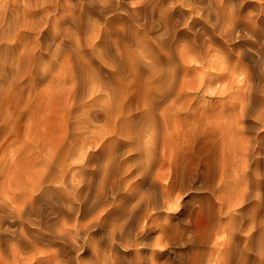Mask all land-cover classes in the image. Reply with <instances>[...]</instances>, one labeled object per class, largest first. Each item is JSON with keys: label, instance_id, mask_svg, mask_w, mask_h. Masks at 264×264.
<instances>
[{"label": "rangeland", "instance_id": "1", "mask_svg": "<svg viewBox=\"0 0 264 264\" xmlns=\"http://www.w3.org/2000/svg\"><path fill=\"white\" fill-rule=\"evenodd\" d=\"M3 1L6 5L2 7L3 14L6 12L5 8L9 13L6 12V17L10 15L12 21L9 22V18L6 21L4 28L8 31H4L8 33L0 34L2 40L5 37V42L0 39L1 51L11 53L6 55L2 51L4 56H7L4 60L0 51L2 56L0 70L3 69L2 66L8 69L2 70L7 77L0 71V77H5L3 80L7 78L0 82L2 87L0 90L3 89L2 93L0 92L2 94L0 95V103H2L0 159L8 161L6 163L3 160L7 168H18L16 169L18 172L16 171V176L13 174L3 184L1 175L0 189L2 188L3 192L9 190L6 198L10 201L15 198L18 191L30 186L35 169L45 168L61 174V181L54 185L66 187L68 184H75L78 189L83 190L88 200L87 210L83 214L70 212L68 207L58 209L54 214L52 212L48 215L49 218L47 217V224L50 227L48 230L42 227V231L40 225L30 224L29 229L33 232L35 241L33 244L24 243L19 263L22 261L20 264L23 262L24 264H64L66 261V264H264V144H262L264 120L257 121L253 115L250 117V113L243 118L250 129L242 128L244 134L252 138L256 135L260 137L258 141L260 145L255 144L252 150L245 176L243 166L239 165L240 154H234L236 149L233 152L232 148H235L233 142L236 138L231 135L229 127L231 125L227 126L231 122L228 120L234 118L233 115L230 118L228 112L231 111L228 98L230 100L231 95L234 94V88L231 89L232 92L230 91L232 94L226 90L225 94L223 90L220 93V87H217L219 84L216 85L217 81L214 79L217 78L218 82H221L219 86L224 87L226 80L223 77L218 78V70L211 71L216 78L209 75L210 79L212 78L211 85L215 87L210 85L204 88L201 86L202 73H199L203 71L204 60L201 62L200 58L198 60L196 58L185 64L181 59L182 54L185 55L195 47L191 37L197 31L203 32L209 24L207 11L214 7L215 0H102V6L100 3L95 7L92 6L93 2L88 1L85 14L77 26L69 20V6L65 0H59L52 7L51 12L46 14L49 15V19L45 17L46 15H40L33 10L32 16L28 15L32 20L27 22V24L33 22L32 26L26 25L22 20L19 21L16 16L12 15L16 21L18 20L17 23L11 19L13 17L10 12L15 13L17 4H23L24 0H13L16 3L18 1L15 5L12 0ZM244 1L248 4H245L242 12L238 14L240 16L238 28L240 27V33H243L244 37L236 39L235 43L240 44L238 46L241 48L244 46L243 52L247 54L242 52L241 59L234 58V60H239L240 64H244L243 66L252 67L256 65L255 60H257L255 58L257 55L253 52L256 50L253 49L256 42L245 26L248 25L253 6L250 0ZM13 5L15 8H12ZM190 5L194 8L192 12L188 9ZM166 9L171 11L170 21L168 19L167 22L161 16ZM184 10H187V14L191 12L190 20L194 18L191 27H185L186 25L181 23ZM33 16L38 23L37 17L44 21L43 29H40L43 23L41 24L40 21L39 27L36 20L33 21L35 18ZM52 17L57 18L56 21ZM54 21L53 25L56 28L51 27ZM59 21L64 23L60 24ZM164 22L166 23L163 24ZM260 26L262 30L264 25L260 23ZM19 27H21L19 32H26L27 36L18 32ZM13 28L14 30L17 28V35L12 32ZM54 29L57 32L53 33ZM9 30L13 33L10 36H8ZM174 30L178 32L174 33ZM14 35H21L20 39L11 37ZM45 36H51V39L46 37L48 40H45ZM6 37L10 39L6 40ZM30 37L32 39L35 37V40H31ZM217 40L219 43L215 46L218 48L215 47L213 49L215 51L211 53L219 58L223 54L228 57L224 51L227 50L228 42L230 46L233 41L222 38ZM263 40L264 30L261 32L259 43L261 47L264 46ZM16 42H18L17 46L21 45L20 49L15 46ZM22 42L24 44L36 42L38 49L36 43H31L28 44L27 50L23 51L27 44L22 47ZM2 44L7 47H3ZM220 44L222 51L219 49ZM33 45L35 50L30 49ZM13 46L19 53L26 52L25 55L29 54V49L32 50L30 54L33 59L31 60L30 54L23 58V54L17 53ZM16 53L21 58L16 56ZM250 53L251 55H248ZM10 56L12 60L14 59V63L11 62ZM234 56L239 57L237 52ZM252 56H255V59ZM19 59L23 60L22 64H20L21 60L15 62ZM167 61L169 65L171 64L172 71L178 70L176 74L180 77L184 75L190 88L186 85L185 91H181L179 98L171 94L167 100L149 108L146 101L151 94L149 82L154 73L149 67ZM153 77L157 78V76ZM3 84L7 89L2 86ZM111 100L113 105L109 103ZM117 105L126 110L125 116L129 118L126 119L129 120L126 124L127 129L141 134L144 142L149 143L144 150L130 149V141L124 136L104 134L105 113L110 107L114 108ZM216 113L219 116L226 114L218 117L215 116ZM227 116L229 118L226 121ZM259 128L262 129L260 132ZM83 145L85 146L82 149L83 155L82 153L78 155L77 152H81V149L75 151V148ZM62 157L66 158L65 163L70 165H64V171L61 173V166L58 163L63 159ZM54 158L58 160H52ZM75 162L76 164H73ZM248 176L251 179L248 183L250 187L247 188L249 197L241 204L240 199L234 201V192L246 187ZM65 179L70 181L66 182ZM96 199L103 201L96 203ZM102 202L110 203L105 206ZM132 207L136 210H132ZM57 212L61 213V216ZM147 214L152 217L146 218ZM6 223V227L9 228L7 230L5 226L3 227L1 248H6L12 259L11 247L17 245L15 241L20 235L17 231L20 222L10 216ZM113 237L116 241L114 247H111L109 241ZM128 242L132 245L126 244ZM57 252L60 255L57 256Z\"/></svg>", "mask_w": 264, "mask_h": 264}, {"label": "bare ground", "instance_id": "2", "mask_svg": "<svg viewBox=\"0 0 264 264\" xmlns=\"http://www.w3.org/2000/svg\"><path fill=\"white\" fill-rule=\"evenodd\" d=\"M8 1H11V0H8ZM20 1V0H19ZM22 1V0H21ZM67 3H68V6H69V20L70 21H72L74 24H76V26L78 25V23L80 24V20L83 18V16H84V14H85V11H86V4H87V2L88 1H90V2H93V7H95V5L97 6V4H100L101 2H102V0H65ZM108 1V0H107ZM241 2H237L236 0L234 1V0H215V4H214V7H212V8H210L211 10H208L207 11V21L209 22V24H207V26L204 28L205 30L203 31V32H199L198 33V31L197 32H195V34L191 37V39H192V41H193V43L195 44V47L192 49V50H190L189 52H186V54L184 55V54H182L181 55V59H182V62H184L185 64L188 62V61H190V60H193V59H196L197 58V60L199 59L202 63V69H203V71L202 72H199V73H202L200 76H202V79H201V86H203L204 88H206V87H209L210 85H211V79H210V77H209V75H212L211 74V71L212 70H218V78H222L223 77V79H225L226 80V82L224 83V85H225V87L224 86H219L220 85V83L218 82V80H217V78L216 77H214V73H213V75L211 76V77H214V78H216V79H214V80H216L217 81V83H216V85H218L217 87L219 88L220 87V89H219V91H220V93H222L221 92V90H223V92L226 90L227 92H230L231 91V89L232 88H234L233 90H235V92H234V94H232L231 92V98H230V100H229V98H228V101L230 102V103H228V105H230L229 107H231V111H228L229 112V116H230V118H232V117H234V118H232V119H229L228 120V116L226 117L227 119H226V121L228 120V121H230L231 120V122L230 123H228V125L227 126H229V125H231V126H229L230 128H231V135H233L236 139V141L235 142H233L234 143V146H235V148L234 147H232L233 148V152H234V149H236V152H234V154L235 153H239L240 154V157H239V159H240V166H243V170H244V174H245V176H247V173H246V171H247V167H249V162H250V156H251V153H252V150H253V148L258 144V145H260V142H258L259 141V138L257 137V135L255 136V138H252L251 136H247V135H245L244 133H245V131L243 132V129L242 128H245V127H247L248 128V126L245 124V120L243 119V118H245V116H248L249 115V113H250V117H251V115H253L254 116V118H256V120L257 121H259V120H261L262 119V121L264 120V46L263 47H261V45H259V43L261 42V32H262V30H264V28L261 30L260 29V23H262L263 25H264V0H250V4H252V6H253V9L250 11L251 12V15H250V18H248V25H246L245 26V28L248 30V32L254 37V40H255V42H256V44H257V46H255L256 44H254L253 45V49L255 48L256 50H254L253 52H255V54L257 55V57H255L257 60H259L258 62H257V60H255L256 61V65H252V67H249V66H243L244 64L242 63V64H240L239 63V60L241 59L240 57H241V53L244 51V46H243V48H241L240 46H238V45H240V44H238L237 45V43H235V40L236 39H240V38H243L244 37V34L243 33H240V27L238 28V21H239V19H240V16L238 15V14H240V12H242L241 10L245 7V4H248V2H245L244 0H240ZM3 2V3H2ZM11 2H15V1H11ZM59 2V0H24V3L23 4H17L18 3V1H17V3L15 2L14 3V5L15 4H17V6H18V8L16 9L15 7H14V5H13V7L12 8H15V13H11V12H13V11H11V9H9V11H11L10 12V14H11V16L13 15V16H16L17 17V19L20 21V20H22V22H26V25H29L30 23H28L27 24V22L29 21L30 22V19L32 20V15H31V12L33 11V10H35V11H37L40 15L42 14V15H46V14H49L50 12H51V10L53 9L52 7L54 6V5H56L57 3ZM209 2H212V1H209ZM227 2H228V4H227ZM95 3V4H94ZM103 3V2H102ZM102 3H101V6H102ZM106 3V2H105ZM213 3H214V1H213ZM11 4V3H10ZM10 4H9V6H10ZM64 4V3H63ZM195 5V4H194ZM6 5H5V3H4V1L3 0H0V34L1 33H3L4 34V32H7L8 30L7 29H5L4 27H5V25H6V21H7V19L9 18V16L8 17H6V12H7V10H5V8H4V11H6L5 12V14H3L4 12H3V8L2 7H5ZM8 6V7H9ZM104 6V5H103ZM23 7V8H22ZM76 7H78V8H76ZM207 7V6H206ZM211 7V6H210ZM76 8V9H75ZM63 9V8H62ZM66 9V8H65ZM78 9V10H77ZM191 12L192 11H194V8L192 7V5H190V7L188 8ZM57 10H58V8H57ZM34 12V11H33ZM68 12V11H67ZM79 12V13H78ZM191 12L189 13V14H187L188 12H187V10H184L183 11V13H182V15H181V23L184 25H186L185 27H191V26H193V23H192V20H193V22H194V18H192L191 20L189 19V18H191L192 16L190 15L191 14ZM239 12V13H238ZM8 13V12H7ZM36 14V12H35V14L36 15H39V14ZM248 13V12H247ZM9 14V13H8ZM7 14V15H8ZM60 14H62L61 12H60ZM59 14V15H60ZM28 15H31L30 16V18H29V16ZM58 15V14H57ZM66 15H68V13L66 14ZM65 15V16H66ZM12 16V17H13ZM48 16L49 15H46L45 17H47L48 18ZM63 16V15H62ZM62 16H59V17H62ZM163 18V20H168L169 18H170V16H171V11H169L168 9H166L165 11L163 10V12H162V15H161ZM15 17V18H16ZM28 17V18H27ZM35 16H33V18H34ZM43 17V16H42ZM57 17V16H56ZM53 18V17H52ZM52 18H50V19H52ZM58 18V17H57ZM56 18V19H57ZM64 18V17H63ZM67 18V17H66ZM180 18V17H179ZM11 19H14V17L13 18H11ZM37 19L39 20V23H40V21H41V19H39L38 17H37ZM49 19V18H48ZM55 21H56V19H55V17L53 18ZM52 19V20H53ZM62 19V18H61ZM61 19H59V20H61ZM65 19V18H64ZM63 19V20H64ZM241 19H243V16H242V18ZM15 20V19H14ZM18 20L15 22V23H17L18 22ZM36 20V17L33 19V21H35ZM52 20H50V21H52ZM62 20V21H63ZM205 20V19H204ZM12 21V20H11ZM10 21V18H9V22H11ZM49 21V20H48ZM55 21L52 23V28H56V27H54V23H55ZM67 21V20H66ZM65 21V22H66ZM161 21V20H160ZM169 21H170V19H169ZM207 21H204V22H207ZM242 21V20H241ZM36 23H38V21L36 20L35 21ZM35 22H34V25H33V27L35 26ZM44 22V21H43ZM42 21H41V24L43 23ZM47 22V21H46ZM60 22V21H59ZM58 22V23H59ZM68 22V21H67ZM66 22V23H67ZM167 22V21H166ZM166 22H164L163 24H165ZM172 22V21H171ZM33 23V22H32ZM32 23L29 25V26H32ZM38 23V25H39V27L41 26V24H39ZM49 23V22H48ZM51 23V22H50ZM64 23V22H63ZM63 23H61L60 22V24H63ZM22 26H23V24L22 23H20ZM168 24V23H167ZM166 24V25H167ZM175 24V23H174ZM204 24H206V23H204ZM240 24V23H239ZM37 25V24H36ZM37 25V26H38ZM43 25H45V23H43L42 24V26ZM172 25V24H171ZM7 26H9V25H7ZM18 26H20L19 25V23H18ZM21 26V27H22ZM36 26V27H37ZM41 26V27H42ZM10 27V26H9ZM16 27V26H15ZM21 27H19L18 28V32L19 31H21ZM26 27V26H25ZM33 27H31V28H33ZM40 27V29H43L44 28V26L41 28ZM47 27V26H46ZM45 27V28H46ZM49 27V26H48ZM68 27V26H67ZM167 27L168 26H166V29H167ZM11 28V27H10ZM29 28V27H28ZM203 28V27H202ZM262 28V27H261ZM9 29V28H8ZM22 29L23 30H25L23 27H22ZM27 29V28H26ZM30 29V28H29ZM34 29H35V27H34ZM34 29H32V30H34ZM200 29V28H199ZM4 30H7V31H4ZM10 30H12V29H10ZM9 30V35L8 36H10V34H13V33H11V31ZM22 30V31H23ZM31 30V29H30ZM37 31H40V30H38V29H36ZM82 30V29H81ZM169 30V29H168ZM16 31H17V28L14 30V28H13V31L12 32H15L14 34H16ZM202 31V30H201ZM46 32V31H45ZM49 32V31H48ZM47 32V35H49V33H51V32H49L48 33ZM54 32H57V31H55V29L53 30V33ZM168 31H166V33H167ZM169 32H170V30H169ZM172 32V31H171ZM177 33L178 32V30H174V33ZM243 32H245V31H243ZM8 33V32H7ZM20 34L22 33V32H19ZM24 33V32H23ZM22 33V34H23ZM26 33V32H25ZM24 33V34H25ZM36 33H38V32H36ZM72 33V32H71ZM18 34V33H17ZM16 34V35H17ZM27 34V33H26ZM25 34V36H27ZM30 34V33H29ZM46 33H44V35H45ZM56 34V33H55ZM164 34V33H163ZM41 35V34H40ZM66 35H68V34H66ZM65 35V36H66ZM172 34H170V36H171ZM174 35V34H173ZM4 36V35H3ZM2 36V37H3ZM6 36H7V34H6ZM21 36V35H20ZM20 36L18 35V36H11V37H18L19 39H20ZM38 36V35H37ZM166 36V35H165ZM0 37H1V35H0ZM33 37V36H32ZM46 37H48V36H45V40L47 39ZM50 37V39H51V36H49ZM48 37V38H49ZM64 37V36H63ZM250 37V36H249ZM4 38L5 37H3V40H2V38H0L2 41H4L5 42V40H4ZM7 38L8 37H6V40H7ZM22 38V37H21ZM26 38V37H25ZM53 38V37H52ZM167 38H168V36H167ZM218 38H222V39H224V40H231V41H233L232 43H231V45L230 46H228L229 45V42H228V45H227V50L226 51H224V53H227V55H228V57H226L224 54V56L222 55V57H217V56H214L211 52L213 51V49L216 47L215 45L216 44H218L219 43V41L217 40ZM8 39H10V38H8ZM18 39V40H19ZM26 39H28V38H26ZM30 39L31 40H35V37L32 39L31 37H30ZM29 39V40H30ZM39 39V38H38ZM168 39H170V38H168ZM17 40V39H16ZM17 40V41H18ZM48 40V39H47ZM223 40V41H224ZM28 41V40H27ZM80 41V40H79ZM264 41V40H263ZM1 42V41H0ZM15 42V41H14ZM221 42V41H220ZM237 42V41H236ZM23 43V42H22ZM21 43V44H22ZM31 43H33V44H35L36 42H28V44L29 45H31ZM50 43V42H49ZM226 43V42H225ZM5 44V43H4ZM17 44H18V42H16V45L15 46H17ZM25 44H27V42L25 43ZM24 43H23V45H22V47L25 45ZM28 44L26 45V47L25 48H23V51H24V49H26L27 50V46H28ZM193 44V45H194ZM40 45V44H39ZM51 45V44H50ZM244 45V44H243ZM2 46L3 47H7V46H4L3 44H2ZM41 46H43V44L41 45ZM224 46V45H223ZM255 46V47H254ZM14 47V46H13ZM18 48L19 47H21V45L20 46H17ZM30 47V46H29ZM34 49H33V48ZM30 49H32V50H35L36 48H37V43H36V48H35V46L33 45ZM39 47V46H38ZM44 47H45V45H44ZM239 47V48H238ZM12 48V47H11ZM10 48V49H11ZM15 48V47H14ZM43 48V47H42ZM46 48V47H45ZM48 48H49V46H48ZM48 48H47V50H48ZM216 48H218V47H216ZM246 48V47H245ZM9 49V48H8ZM9 49V50H10ZM17 48H15V50H16ZM20 49V48H19ZM30 49H29V54H30V52H33L32 50L30 51ZM38 49V48H37ZM41 49V48H40ZM39 49V50H40ZM219 49L222 51V48H221V44H220V47H219ZM247 49H248V47H247ZM246 49V50H247ZM8 50V51H9ZM188 50V49H187ZM0 51H1V49H0ZM3 51V50H2ZM1 51V54L3 53V52H5V50L2 52ZM17 51V50H16ZM22 51V53H19L18 51H17V53H19V54H23V58H25V56L27 55H25L24 53H26V52H23ZM37 51V50H36ZM215 51V50H214ZM213 51V52H214ZM218 51V50H217ZM11 52V51H10ZM236 52H237V56H239L238 58L237 57H235L234 55H236ZM6 53V52H5ZM7 53H9V52H7ZM7 53H6V55H7ZM16 53V56L18 55V57L19 58H21L20 57V55L19 54H17ZM218 53H220V52H218ZM249 53V52H248ZM11 53H9V55H10ZM28 54V55H29ZM222 54V53H221ZM243 54H247V52L245 53V52H243ZM242 54V55H243ZM4 56V53H3V57L4 58H2V56H0V59L2 58V59H7V56ZM27 55V56H28ZM31 55V60L33 59V57H32V54H30ZM37 55V54H36ZM248 55H251V53L250 54H248ZM247 55V56H248ZM11 56H13V55H11ZM10 56V57H11ZM16 56H14V57H16ZM219 56H221L220 54H219ZM246 56V57H247ZM13 57V58H14ZM34 57H36L35 55H34ZM243 57H244V55H243ZM253 57V56H252ZM253 57V59H255ZM22 58V59H23ZM28 59L30 58V56L29 57H27ZM234 58H236V59H239L238 61L237 60H234ZM16 59V58H15ZM38 59V58H37ZM243 59H245V57L243 58ZM242 59V60H243ZM252 59V58H251ZM250 59V60H251ZM261 59V60H260ZM4 60H2L3 62H6V61H4ZM14 60V59H13ZM12 60V57H11V62L12 63H14V61ZM21 59H19V60H15V62L16 61H20ZM35 60V59H34ZM171 60V59H170ZM2 61H1V65H2ZM8 61H10V60H8ZM29 62H30V60H28ZM172 61V60H171ZM254 61V62H255ZM37 62V61H36ZM181 62V63H182ZM199 62V61H198ZM253 62V61H252ZM17 63V62H16ZM15 63V64H16ZM23 63V60H21L20 61V64H22ZM38 63V62H37ZM184 63H182V64H184ZM4 64V63H3ZM5 64H7V62L5 63ZM10 64V63H9ZM19 64V63H18ZM31 64V63H30ZM35 64V63H34ZM153 64V63H152ZM181 64V65H182ZM199 64V63H198ZM201 64H199V65H201ZM36 65V64H35ZM38 65V64H37ZM176 65V64H175ZM178 65V64H177ZM198 65V66H199ZM8 66V65H7ZM12 66V65H11ZM159 66V67H158ZM34 67V66H33ZM40 67V66H39ZM174 67H176V66H174ZM1 68H3L4 70H8V69H6V68H4V66H2ZM17 68V67H16ZM23 67H22V65H21V69H22ZM170 68H172L171 67V64L169 65V62L167 61V62H164V64H157V63H155V64H153V65H150V67H149V69L152 71V72H154L152 75L153 76H157V78L155 79L153 76H151L150 77V82H149V84H151V85H149V89L151 90V94L148 96V98H147V101H146V104H148L147 106L149 107V108H152V107H155V106H157V105H159L160 104V101H165V100H167L169 97H171V94H174V95H176V96H174L175 98H179L180 97V93H181V91L182 90H184L185 91V88H186V85L188 84V83H186V79L184 78V75L183 76H179V74H176L177 72H178V70H171ZM176 68H178V67H176ZM2 69V70H3ZM43 69V68H42ZM200 69V68H199ZM2 70H0V71H2ZM10 70V69H9ZM23 70H25V67H24V69ZM29 70V69H28ZM37 70V69H36ZM40 70V69H39ZM160 71L159 73L158 72H156V71ZM198 70V69H197ZM201 70V69H200ZM199 70V71H200ZM5 71V72H6ZM34 71V70H33ZM46 71V70H45ZM9 72V71H8ZM8 72H7V74H8ZM18 72H19V70H18ZM29 72V71H28ZM2 73H4V71H2ZM16 73V72H15ZM180 73V72H179ZM5 74V73H4ZM18 74V73H17ZM38 74V73H37ZM45 74V73H44ZM216 74V73H215ZM3 75V74H2ZM34 75V74H33ZM199 75V74H198ZM4 76V75H3ZM5 76H6V74H5ZM207 76V77H206ZM216 76V75H215ZM2 77V76H1ZM0 77V78H1ZM7 77V76H6ZM180 77V78H179ZM186 77V76H185ZM224 77H226V78H224ZM3 78H5V77H2V81H0V82H3V81H5L6 79H4L3 80ZM16 78H17V76H16ZM38 78V77H37ZM13 79H15V78H13ZM223 79H221V80H223ZM1 80V79H0ZM188 81H190V80H188ZM199 82V81H198ZM213 82H215V81H213ZM212 82V83H213ZM1 84V83H0ZM191 84V83H190ZM193 84V83H192ZM11 85V84H10ZM221 85H223V83L221 84ZM2 86H4L5 87V85L3 84ZM7 86V85H6ZM189 88H190V86L189 85H187ZM197 86H199L198 84H197ZM212 86H214L213 84L210 86V87H212ZM18 87V86H17ZM193 87V86H192ZM215 87V86H214ZM213 87V88H214ZM223 87V88H222ZM0 88H2V87H0ZM6 88V87H5ZM4 88V89H5ZM194 88V87H193ZM198 88V87H197ZM217 88V89H218ZM7 89V88H6ZM202 89V88H201ZM1 90H3V89H1ZM1 90H0V92H1ZM198 90V89H197ZM216 90V89H215ZM229 90V91H228ZM213 91H214V89H213ZM213 91H212V93H213ZM225 91V92H226ZM183 92V91H182ZM204 92V91H203ZM206 92V91H205ZM208 92V91H207ZM225 92H224V94H225ZM2 93V92H1ZM0 93V95L2 96V94ZM4 93V92H3ZM6 93V92H5ZM216 93H218V91L216 92ZM229 93V94H230ZM201 94V93H200ZM209 94V93H208ZM4 95V97H5V94H3ZM204 95V94H203ZM212 95H215V94H212ZM221 95H223V94H221ZM0 96V97H1ZM199 96V95H198ZM209 96V95H208ZM3 97V98H4ZM202 97V96H201ZM212 97V96H211ZM217 97V96H216ZM228 97V96H227ZM230 97V96H229ZM2 98V100H4ZM174 98V99H175ZM1 99V98H0ZM201 99V98H200ZM216 99V98H215ZM170 100V99H169ZM177 100H179V99H177ZM176 100V102H178ZM221 100V99H220ZM1 101V100H0ZM174 101V100H173ZM210 101H211V99H210ZM209 101V102H210ZM2 102H4V101H2ZM212 102H214V101H212ZM5 103V102H4ZM111 105H113V100H111V102H109ZM211 103V102H210ZM214 103H216V102H214ZM213 103V104H214ZM225 103H226V101H225ZM1 104L2 103H0V107H1ZM228 105H227V107H228ZM3 106L4 105H2V108H3ZM107 106H108V104H107ZM4 109V108H3ZM121 107L120 106H116V107H114V108H112V107H110V109L108 110V111H106V113H105V126H104V134H109V135H111V134H118V135H120V136H124L128 141H130V143H129V146H130V149H132V150H138V151H142V150H144L146 147H148L149 145V143L148 142H144V140H143V138H142V135L141 134H139V133H135V132H133V130L132 129H127V127H126V124L127 123H129V120H126V119H129L128 117H126L125 115V112H126V110L123 108V109H121ZM5 110V109H4ZM2 110H0V112H1ZM3 112H5V111H3ZM230 112H232L231 114H230ZM2 113H0V115H1ZM224 115L226 114V113H223ZM223 114H220V116L221 115H223ZM4 115V114H3ZM223 115V116H224ZM231 115H233L232 117H231ZM2 116V115H1ZM0 116V117H1ZM5 116V115H4ZM4 116H3V120H4ZM215 116H218V117H220L219 116V114H215ZM216 118V117H215ZM222 118V117H221ZM0 120H2V119H0ZM244 120V121H243ZM253 120V119H252ZM210 121V120H209ZM210 123V122H209ZM208 123V124H209ZM212 123V122H211ZM244 123V124H243ZM248 123V122H247ZM262 123V122H261ZM203 124V123H202ZM257 124V123H256ZM210 125V124H209ZM215 125V124H214ZM225 125V124H224ZM246 125V126H245ZM261 125H263V124H261ZM226 126V125H225ZM227 126H226V128H227ZM250 126V125H249ZM214 127V126H213ZM257 127H259V126H257ZM262 127H264V126H262ZM226 128H224L225 129V131H227V129ZM229 128V129H230ZM252 128V127H251ZM261 128V127H260ZM259 128V132H260V130H262V129H260ZM249 129V128H248ZM253 129H255V128H253ZM253 129H251V130H253ZM257 129V128H256ZM210 130V129H209ZM219 130V129H218ZM250 130V129H249ZM256 131H258V130H256ZM263 132V131H262ZM217 134V133H216ZM264 134V133H263ZM232 136V137H233ZM264 136V135H263ZM229 137V136H228ZM222 138V137H221ZM231 141V140H230ZM224 142V141H223ZM256 144V145H255ZM262 144H264V142L262 143ZM85 145V144H84ZM82 146V147H80V148H75V151L76 150H80L81 149V152H77L78 153V155L80 154V153H82V155H83V152H82V149H84V147L85 146ZM152 145H153V142H152ZM158 145V144H157ZM154 147V146H153ZM258 148V147H257ZM232 150V149H231ZM256 150V149H255ZM85 151V150H84ZM148 151V150H147ZM76 153V152H75ZM144 153H145V151H144ZM231 153V152H230ZM238 154V155H239ZM81 155V154H80ZM65 156V155H64ZM71 157V156H70ZM76 157H78V156H76ZM111 157V156H110ZM252 157V156H251ZM53 158V157H52ZM58 158H59V155H58ZM63 158V157H62ZM81 158V157H80ZM147 158V157H146ZM146 158H144V159H146ZM230 158V157H229ZM76 159V158H75ZM110 159V158H109ZM3 160H5V159H3V158H1L0 159V177H1V175L3 176V182H2V184L4 183V182H7L8 180H9V178H10V176H12L13 174H15L16 173V169H18V168H16V169H11V167L10 168H7L6 166H5V164H3L5 161H3ZM52 160H55V158L54 159H52ZM58 159H56L55 161H57ZM64 160V161H63ZM116 160V159H115ZM143 160V159H142ZM54 161V162H55ZM74 161V160H73ZM76 161V160H75ZM145 161V160H144ZM166 161V160H165ZM239 161V160H238ZM8 161H6V163H7ZM66 162V158L64 159H62L58 164H60V166H61V168H60V172L62 173L63 171H64V169H63V166L64 165H67L68 166V164H66L65 163ZM111 162V161H110ZM118 162V161H117ZM122 162H124V161H122ZM209 162V161H208ZM52 163V162H51ZM70 163H72V162H70ZM151 163H153V162H151ZM258 163H259V161H258ZM264 163V162H263ZM52 164H54V163H52ZM73 164H76V162L75 163H73ZM140 164H141V161H140ZM146 164H148V163H146ZM237 164V163H236ZM8 165V164H7ZM70 165V164H69ZM72 165V164H71ZM108 165V164H107ZM116 165V164H115ZM144 165V164H143ZM161 165V164H160ZM53 166H55V165H53ZM73 166V165H72ZM119 166V165H118ZM127 166V165H126ZM126 166H125V170L127 169L126 168ZM136 166H137V164H136ZM135 166V167H136ZM141 166V165H140ZM240 166H238V167H240ZM115 167H117V166H115ZM121 167H123L122 165H121ZM144 167H145V165H144ZM208 167H209V165H208ZM211 167V166H210ZM5 168H6V170H5ZM52 168V167H51ZM141 168V167H140ZM148 168V167H147ZM113 169V168H112ZM120 170H121V168H119ZM118 169V170H119ZM137 169V168H136ZM151 169V168H150ZM237 169V168H236ZM241 169V170H242ZM56 170H57V168H56ZM95 170V169H94ZM124 170V171H125ZM156 170V169H155ZM178 170V169H177ZM210 169H208V171H209ZM224 170V169H223ZM5 171V172H4ZM55 171V170H54ZM54 171H52V170H50V171H48L47 169H45V168H38V169H35V171H33V178H32V181L31 180H29V183H30V181H31V184H30V186L27 188V189H23V190H20V191H18L16 194H15V198H13V199H11L10 201L9 200H7V198H6V194L9 192V190L8 189H6L4 192L2 191V188L0 189V264H20L19 263V257H20V255H22V254H20L21 253V251H22V246H24L25 244H33L34 243V241L35 240H33V232L31 231V229H29V225L30 224H35V225H40V227L42 228V227H44L45 228V230H48L50 227H49V224H47V222H48V219H47V217H48V215H50L52 212V214H54V212L55 211H57L58 209H60L61 210V208H65V207H68V211H70V212H73V213H79V212H82V214H83V212H85L86 210H87V207H88V205H87V203H88V200L86 199V196H84V192H83V190L82 189H78V186L77 185H75V184H68L66 187H63V186H56V185H54V183H57L58 181H61V174H58V172L56 171V172H54ZM105 171V170H104ZM111 171V170H110ZM127 171V170H126ZM144 171H145V169H144ZM146 171H147V169H146ZM18 172V171H17ZM74 172V171H73ZM108 172V171H107ZM112 172V171H111ZM110 172V173H111ZM116 172V171H115ZM120 172V171H119ZM118 172V173H119ZM122 172V171H121ZM128 172V171H127ZM126 172V173H127ZM159 172V171H158ZM105 173V172H104ZM113 173V172H112ZM123 173V172H122ZM130 173V172H129ZM156 173V172H155ZM209 173V172H208ZM223 173V172H222ZM67 174V173H66ZM138 174V173H137ZM80 175V174H79ZM120 175V174H119ZM125 175V174H124ZM15 176H16V174H15ZM65 176V175H64ZM63 176V177H64ZM113 176V175H112ZM133 176H134V174H133ZM232 176V175H231ZM70 177V176H69ZM91 177V176H90ZM145 177V176H144ZM230 177V176H229ZM238 177V176H237ZM30 178V177H29ZM131 178H132V175H131ZM154 178V177H153ZM213 178V177H212ZM225 178V177H224ZM63 179V178H62ZM67 179V178H66ZM65 179V180H66ZM90 179V178H89ZM88 179V180H89ZM100 179H101V177H100ZM105 179V178H104ZM119 179V178H118ZM128 180H131L130 178H127ZM133 179V178H132ZM244 179V178H243ZM247 183H246V187H244V188H241V189H239V190H237L236 192H234V201H235V199H240V203L242 204L243 202H245V199H248V197H249V193H247L248 191H247V188H248V186L250 185V184H248L249 182H251V179H250V177L248 176L247 177ZM64 180V181H65ZM69 180V179H68ZM68 180H66V182H69ZM78 180V179H77ZM88 180H86V181H88ZM91 180H92V177H91ZM107 180V179H106ZM123 180H125V179H122V181ZM211 180V179H210ZM90 181V180H89ZM96 181V180H95ZM126 181V180H125ZM1 182V181H0ZM99 182H101V180L99 181ZM105 181L103 180V183H104ZM65 183V182H64ZM76 183V182H75ZM91 183V182H90ZM115 183V182H114ZM127 183V182H126ZM125 183V184H126ZM1 184V185H2ZM63 184V183H62ZM77 184V183H76ZM98 184V183H97ZM96 184V185H97ZM113 184V183H112ZM118 184H119V182H118ZM124 184V183H123ZM235 184V183H234ZM243 184V183H242ZM241 184V185H242ZM252 184V183H251ZM58 185V184H57ZM60 185H61V182H60ZM79 185V184H78ZM80 185H81V182H80ZM91 185V184H90ZM89 185V186H90ZM103 185H105V183L103 184ZM117 185V184H116ZM166 185V184H165ZM164 185V186H165ZM87 186V185H86ZM102 186V185H101ZM5 187V186H4ZM69 187H70V189H69ZM97 187V186H96ZM105 187V186H104ZM110 187V186H109ZM250 187V186H249ZM86 188V187H85ZM110 188H112V187H110ZM234 188V187H233ZM235 188H236V186H235ZM19 189V188H18ZM121 189V188H120ZM4 190V189H3ZM89 190H90V188H89ZM95 190V189H94ZM97 190V189H96ZM112 190V189H111ZM110 190V191H111ZM234 190V189H233ZM236 190V189H235ZM85 191V190H84ZM88 191V190H87ZM113 191V190H112ZM116 191V190H115ZM120 191V190H119ZM129 191V190H128ZM251 191V190H250ZM91 192V191H90ZM89 192V193H90ZM104 192V191H103ZM105 192H106V189H105ZM94 193L96 194V192L94 191ZM100 193H101V191H100ZM125 193H127V192H125ZM131 193V192H130ZM251 193V192H250ZM104 194V193H103ZM86 195V194H85ZM94 195V194H93ZM97 195H98V193H97ZM138 195H140V194H138ZM149 195V194H148ZM99 196V195H98ZM97 196V197H98ZM106 196V195H105ZM135 196V195H134ZM167 196V195H166ZM95 198V197H94ZM93 198V199H94ZM100 198V197H99ZM230 198V197H229ZM101 199V198H100ZM146 199V198H145ZM232 199V198H231ZM138 200V199H137ZM93 201V200H92ZM97 201H99L98 203H100V201H103V200H98V199H96L95 200V202L97 203ZM126 201V200H125ZM142 201V200H141ZM135 202V201H134ZM103 204H104V202H102ZM110 203V202H109ZM109 203H107V204H109ZM112 203V202H111ZM155 203V202H154ZM106 203L104 204L105 206L107 205ZM113 204V203H112ZM235 204V203H234ZM131 205V204H130ZM108 206V205H107ZM122 206V205H121ZM228 206H229V204H228ZM241 207V206H240ZM100 208V207H99ZM135 209V207L133 208L132 207V210H134ZM147 209V208H146ZM227 209V208H226ZM89 210V209H88ZM131 210V211H132ZM136 210V209H135ZM148 210V209H147ZM62 211H63V209H62ZM100 211V210H99ZM58 212H60V211H58ZM57 212V213H58ZM63 212H65V211H63ZM104 212V211H103ZM135 212V211H134ZM56 213V214H57ZM66 213H67V211H66ZM59 214V213H58ZM61 214V213H60ZM59 214V215H60ZM90 214V213H89ZM58 215V216H59ZM64 215V214H63ZM69 215V214H68ZM129 215V214H128ZM12 217V218H15V219H18L19 220V222H20V224L17 226V231H18V235L19 236H17L18 237V240H16L15 241V245L16 246H14L13 248L11 247V257H12V259L9 257V253H7V249L6 248H1V241H2V238H3V235H2V230H3V227L4 228H7V230H8V228L9 227H6V225H7V223H6V221H7V218L8 217ZM61 216V215H60ZM59 216V217H60ZM92 216V215H91ZM109 216V215H108ZM112 216V215H111ZM110 216V217H111ZM130 216V215H129ZM145 216V215H144ZM151 215L150 214H147L146 215V218H148V217H150ZM105 217V216H104ZM152 217V216H151ZM49 218V217H48ZM127 218H129V217H127ZM61 219L63 220V217H61ZM102 219V218H101ZM111 219V218H110ZM109 219V220H110ZM14 220V219H13ZM50 220V219H49ZM143 220V219H142ZM141 220V221H142ZM145 220V219H144ZM12 221V220H11ZM16 221V220H15ZM91 221H93V220H91ZM125 221V220H124ZM124 221H122V223L124 222ZM156 221V220H155ZM63 222H64V220H63ZM105 222V221H104ZM144 222V221H143ZM154 222V221H153ZM152 222V223H153ZM49 223L51 224V222L49 221ZM54 223V222H53ZM119 223V222H118ZM142 223V222H141ZM146 223V222H145ZM82 224V223H81ZM150 224V223H149ZM54 225V224H53ZM52 225V226H53ZM77 225H78V223H77ZM90 225V224H89ZM92 225V224H91ZM145 225V224H144ZM151 225H153V224H151ZM13 226V225H12ZM31 226V225H30ZM33 226V225H32ZM75 226H76V224H75ZM79 226V225H78ZM87 226H88V224H87ZM86 226V227H87ZM137 226H138V224H137ZM142 226V225H141ZM37 227V226H36ZM54 227V226H53ZM85 227V228H86ZM108 227H109V225H108ZM152 226H150V228H151ZM15 228V227H14ZM13 228V229H14ZM64 228V227H63ZM94 228V227H93ZM100 228V227H99ZM16 229V228H15ZM40 229V228H39ZM76 229V228H75ZM83 229V228H82ZM87 229V228H86ZM141 229V228H140ZM41 230V229H40ZM44 230V231H45ZM77 230V229H76ZM83 230H85V229H83ZM109 230V229H108ZM6 231V230H5ZM13 231V230H12ZM16 231V232H17ZM42 231H43V228H42ZM15 232V233H16ZM46 232V231H45ZM66 231H64V233H65ZM69 232V231H68ZM135 232H137V230L135 231ZM37 233H39V231L37 232ZM55 233H57V232H55ZM125 233H126V231H125ZM41 234V233H40ZM59 234V233H58ZM57 234V235H58ZM60 234H62V233H60ZM65 234H67V233H65ZM107 234H108V232H107ZM119 234V233H118ZM16 235V234H15ZM14 235V236H15ZM42 235V234H41ZM63 235V234H62ZM110 235V234H109ZM134 235V234H133ZM137 235V234H136ZM34 236H36V235H34ZM38 236H39V234H38ZM64 236V235H63ZM103 236V235H102ZM120 237V236H119ZM123 237H125V236H123ZM174 237V236H173ZM36 238V237H35ZM40 238V237H39ZM44 238V237H43ZM47 238V237H46ZM126 238H127V236H126ZM132 238V237H131ZM183 238V237H182ZM107 239V238H106ZM37 240H39V239H37ZM46 240V239H45ZM48 240V239H47ZM52 240V239H51ZM120 240V239H119ZM53 241V240H52ZM116 240H115V237H113L110 241H109V245L111 246V247H114V242H115ZM130 241V240H129ZM133 241V240H132ZM146 241V240H145ZM37 242V241H36ZM137 242V241H136ZM141 242V241H140ZM10 243V242H9ZM25 243V244H24ZM99 243V242H98ZM118 243V242H117ZM132 243V242H131ZM103 244V243H102ZM126 244H129V242L128 243H126ZM137 244V243H136ZM35 245H36V243H35ZM130 245V244H129ZM132 245V244H131ZM130 245V246H131ZM3 246H4V244H3ZM13 246V245H12ZM31 246V245H30ZM125 246V245H124ZM123 246V247H124ZM6 247V246H5ZM38 247V246H37ZM97 247V246H96ZM138 247V246H137ZM24 248V247H23ZM36 248V247H35ZM116 248V247H115ZM25 249V248H24ZM61 249V248H60ZM32 251H34V250H32ZM62 251V250H61ZM261 251V250H260ZM58 253V252H57ZM62 253V252H61ZM95 253V252H94ZM98 253V252H97ZM63 254V253H62ZM58 255H60L59 253L57 254V256ZM56 256V255H55ZM67 256V255H66ZM95 256V255H94ZM104 256V255H103ZM21 257H23V256H21ZM27 257V256H26ZM52 257H54V255L52 256ZM60 257V256H59ZM33 258V257H32ZM36 258V257H35ZM197 258H199V257H197ZM262 258V257H261ZM29 259V258H28ZM70 259V258H69ZM68 259V260H69ZM72 259V258H71ZM104 259H106L107 260V258H104ZM104 259H102V260H104ZM26 260V259H25ZM100 260V259H99ZM108 260H110V259H108ZM24 261V260H23ZM29 261V260H28ZM27 261V262H28ZM61 262V261H60ZM65 263L64 264H66V261H64ZM99 262V261H98ZM262 262V261H261ZM63 263V262H62ZM244 263V262H243ZM22 264H24V262L22 263ZM61 264V263H60ZM106 264V263H105Z\"/></svg>", "mask_w": 264, "mask_h": 264}]
</instances>
